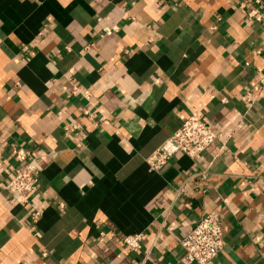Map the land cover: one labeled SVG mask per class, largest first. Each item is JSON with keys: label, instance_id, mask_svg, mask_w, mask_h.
I'll return each instance as SVG.
<instances>
[{"label": "crops", "instance_id": "obj_1", "mask_svg": "<svg viewBox=\"0 0 264 264\" xmlns=\"http://www.w3.org/2000/svg\"><path fill=\"white\" fill-rule=\"evenodd\" d=\"M263 75L264 0H0V264H185L211 212L209 264H264ZM193 110L221 137L150 170ZM18 147L41 168L26 204Z\"/></svg>", "mask_w": 264, "mask_h": 264}, {"label": "built area", "instance_id": "obj_2", "mask_svg": "<svg viewBox=\"0 0 264 264\" xmlns=\"http://www.w3.org/2000/svg\"><path fill=\"white\" fill-rule=\"evenodd\" d=\"M260 3L261 0H255ZM249 17L254 21H261L258 10L251 9ZM264 88V75L260 80ZM20 85L19 82L16 83ZM250 107L254 102L251 93L245 97ZM221 135L212 125L207 123L196 110L182 121L180 127L172 132L166 141L147 158L149 169L158 171L176 153H183L193 159L202 155ZM18 165L6 180L5 188L11 198L19 203L26 204L38 192L41 168L30 150L24 147L15 149ZM40 212L34 211L32 217L36 220ZM115 233H110L114 236ZM142 234H127L123 236L124 249L137 252L141 248ZM182 247L181 261L185 264H209L225 246V239L221 218L218 213L201 215L189 232L180 241Z\"/></svg>", "mask_w": 264, "mask_h": 264}]
</instances>
